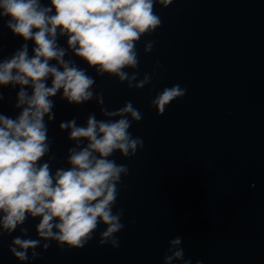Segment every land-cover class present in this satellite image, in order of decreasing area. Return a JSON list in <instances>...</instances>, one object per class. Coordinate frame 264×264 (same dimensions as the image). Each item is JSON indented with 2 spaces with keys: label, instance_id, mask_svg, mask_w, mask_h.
Masks as SVG:
<instances>
[{
  "label": "water",
  "instance_id": "obj_1",
  "mask_svg": "<svg viewBox=\"0 0 264 264\" xmlns=\"http://www.w3.org/2000/svg\"><path fill=\"white\" fill-rule=\"evenodd\" d=\"M154 11L161 26L137 43L138 68L126 69L138 72V81L151 76L143 89L99 77L71 52L66 57L96 79L104 107L116 110L131 101L143 116L130 129L143 148L129 159L118 152L110 157L129 168L114 209L124 210L119 248L99 245L101 225L82 249L61 251L53 242L45 250L42 241L39 258L32 260L30 250L29 260L19 261L9 252L21 235L17 228L0 236V264H163L168 242L177 236L192 264H264V0H172ZM147 41L155 44L145 54ZM22 43L0 20V59ZM59 43L66 47V38ZM175 84L187 90L185 96L158 113L152 100ZM0 91V112L15 117L18 87ZM53 99L48 138L54 173L68 167L73 146L60 123L76 118L83 125L90 113L104 117L95 99L79 106L61 101L60 94ZM38 219L22 225L33 239Z\"/></svg>",
  "mask_w": 264,
  "mask_h": 264
},
{
  "label": "clouds",
  "instance_id": "obj_2",
  "mask_svg": "<svg viewBox=\"0 0 264 264\" xmlns=\"http://www.w3.org/2000/svg\"><path fill=\"white\" fill-rule=\"evenodd\" d=\"M171 2L0 0V20L24 42L0 59V89L18 87L14 105L18 114L11 117L0 112V236H11L20 228L21 235L9 247L17 260L28 261L30 250L32 260L39 258L36 249L42 241L45 250L53 242L61 251L82 249L101 225L99 245L119 248L117 234L125 227L124 210L114 209L129 168L110 157L118 152L129 159L143 148L142 138L130 132L133 122L139 123L143 116L131 101L116 110L104 107L103 94L94 90L96 79L66 57L71 52L99 77H115L129 88L143 89L151 83V76L145 74L138 81L139 73L130 74L126 69L138 68L137 43L161 26L155 5L166 8ZM61 38H66V47L59 43ZM29 41L34 46L31 55ZM154 44L147 41L144 53H150ZM186 91L179 84L165 87L151 106L163 114ZM58 94L69 105L95 99L104 118L90 113L83 125L76 118L60 123L73 146L67 152L68 167L53 173L51 164L56 157L49 155L48 124L55 119L53 98ZM3 99L0 91V101ZM46 156L48 160L41 163ZM28 218H39L36 239L22 227ZM182 243L179 236L169 240L163 264H192L185 259Z\"/></svg>",
  "mask_w": 264,
  "mask_h": 264
}]
</instances>
